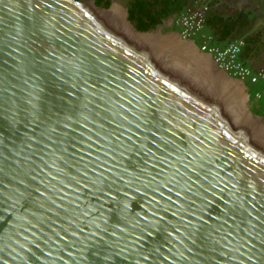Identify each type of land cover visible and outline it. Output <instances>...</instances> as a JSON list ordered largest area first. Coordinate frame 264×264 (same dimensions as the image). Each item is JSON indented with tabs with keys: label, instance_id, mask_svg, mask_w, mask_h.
<instances>
[{
	"label": "water",
	"instance_id": "95a60500",
	"mask_svg": "<svg viewBox=\"0 0 264 264\" xmlns=\"http://www.w3.org/2000/svg\"><path fill=\"white\" fill-rule=\"evenodd\" d=\"M158 28L0 0V264H264V117Z\"/></svg>",
	"mask_w": 264,
	"mask_h": 264
},
{
	"label": "crops",
	"instance_id": "0c3cea01",
	"mask_svg": "<svg viewBox=\"0 0 264 264\" xmlns=\"http://www.w3.org/2000/svg\"><path fill=\"white\" fill-rule=\"evenodd\" d=\"M206 2L209 4L208 0ZM217 7L222 11L221 16L215 12ZM260 8L261 12H264V0H217L214 4H209L204 14L205 31L214 34L218 45H226L237 36L245 39L239 56L253 69L264 66V17L259 19L251 15L249 19L247 15ZM262 14L264 16V13ZM216 24L218 25L214 28ZM258 81L263 85L259 93L264 94V78Z\"/></svg>",
	"mask_w": 264,
	"mask_h": 264
},
{
	"label": "trees",
	"instance_id": "16d2710c",
	"mask_svg": "<svg viewBox=\"0 0 264 264\" xmlns=\"http://www.w3.org/2000/svg\"><path fill=\"white\" fill-rule=\"evenodd\" d=\"M112 0H94L100 6H108ZM127 3L128 18L139 30L154 28L158 23H161L166 17L175 19L173 25L176 29L180 28V17L196 6L199 0H123ZM217 0H208V3L214 4ZM208 4V6H209ZM215 12L221 16L220 8H215ZM205 15L202 28L193 37L200 44L206 40L208 44L215 46L214 34L207 37L209 31H205ZM173 27V26H172ZM170 28V27H169ZM238 38V37H236ZM231 41V40H230ZM263 77H258L256 82ZM254 82V81H253ZM251 95L260 92L258 88H252ZM251 110L256 113L264 111V94L260 93L257 101L251 103Z\"/></svg>",
	"mask_w": 264,
	"mask_h": 264
},
{
	"label": "built area",
	"instance_id": "2783aa9c",
	"mask_svg": "<svg viewBox=\"0 0 264 264\" xmlns=\"http://www.w3.org/2000/svg\"><path fill=\"white\" fill-rule=\"evenodd\" d=\"M179 22L182 26V35L190 36L197 33L202 28L203 16L199 11L190 10L180 17ZM199 45L201 49L209 52L219 65L241 80L248 79L251 82H255L258 77H264V70L261 69L256 72H252L249 70L248 66H244L237 59V53L241 45V40H234L222 48L210 45L206 40L202 41Z\"/></svg>",
	"mask_w": 264,
	"mask_h": 264
},
{
	"label": "flooded vegetation",
	"instance_id": "af4514ba",
	"mask_svg": "<svg viewBox=\"0 0 264 264\" xmlns=\"http://www.w3.org/2000/svg\"><path fill=\"white\" fill-rule=\"evenodd\" d=\"M116 1L122 3L123 5H125V6L127 7V3H126V1H123V0H116ZM207 8H208V4H207L206 0H199L198 3L196 4V6L193 8V10H195V11H199V12L202 14V16H203V22H204V14H205V12L207 11ZM193 10H191V11H193ZM261 11H262V8H260L259 10H255V11L253 12V14H249V13H248L247 18L251 19L250 16L252 15V17L254 16V17H256V18L261 19L262 17H264L263 14H262V13H264V12H261ZM260 12H261V13H260ZM223 14H224V13H223ZM170 18H173V16H172V17H166L165 19L162 20L161 23H158L155 27H157L158 25H161L162 28H163V27L176 28V26L173 25V23H172L171 25H170L169 23L166 24L167 21H165V20H166V19H170ZM247 21H248V20H247ZM218 24H219V23H218ZM218 24H216V25L214 26V28H215ZM172 26H173V27H172ZM202 26H203V25H202ZM155 27H154V28H155ZM151 29H153V28H151ZM212 34H213V33L209 32V33L207 34V37L210 36V35H212ZM237 37H238V38H236V37L232 38L231 41H229V42L227 43V44H229L230 42H232V41H234V40H235V41L241 40V45H240V47H239V51H238V53H237V59H238V60H239L244 66H248L249 70H251L252 72H256V71L261 70V69L264 70V66H261V67H259L258 69H253L248 63L244 62V61L240 58L239 53H240V51H241L243 45L245 44V39H244L243 37H241V36H237ZM227 44H226V45H227ZM215 45H216L217 47H224V46H226V45L221 46V45H218V44H215ZM242 81H243V84H244V87H245V91H246V93H247V95H248V97H247V102H248L249 106L251 107V103H252L253 101H257L258 97L260 96L257 92H256L254 95H251V93H252L251 91L253 90L252 87L254 86L253 84L256 83V81H255V82H251V81H249L248 79H243Z\"/></svg>",
	"mask_w": 264,
	"mask_h": 264
},
{
	"label": "rangeland",
	"instance_id": "374dc122",
	"mask_svg": "<svg viewBox=\"0 0 264 264\" xmlns=\"http://www.w3.org/2000/svg\"><path fill=\"white\" fill-rule=\"evenodd\" d=\"M165 21H167L166 22V24H172V23H174V21H175V19H173V18H170V19H166ZM181 23H180V28H178V30L180 31V34H181V36L182 37H184V38H188V39H192V40H194L197 44H198V46L200 47V43L199 42H197L196 40H195V38L193 37V35H190V36H183L182 35V32H181ZM158 29H160V30H162V31H167V30H169V27H163V28H158ZM216 46V45H215ZM219 48H222V47H219ZM229 72V71H228ZM230 73V72H229ZM230 74H232V73H230ZM233 75V74H232ZM233 76H235V75H233ZM237 77V76H236ZM238 78V77H237ZM239 79V78H238ZM241 80V79H240ZM254 86L252 87V88H258V89H261L262 87H263V85H262V83L261 82H258V83H254L253 84ZM254 113H256V112H254ZM256 114H262L263 115V117H264V113L262 112V113H256ZM262 129V128H261ZM264 130H262L261 132H263Z\"/></svg>",
	"mask_w": 264,
	"mask_h": 264
},
{
	"label": "bare ground",
	"instance_id": "6f19581e",
	"mask_svg": "<svg viewBox=\"0 0 264 264\" xmlns=\"http://www.w3.org/2000/svg\"><path fill=\"white\" fill-rule=\"evenodd\" d=\"M117 11H118V10H117ZM120 13H121V11H118V15H120ZM111 14H113V13L111 12ZM125 29H126V28L124 27V25H122V30H123V32H125ZM168 41L173 42V39H169ZM177 50H178V49H176V53H177ZM182 57L184 58L185 56L182 55ZM182 57H180V58L183 59ZM178 61H180V59H179ZM178 61H177V62H178ZM189 65H190V63H189ZM236 105H238V104H236Z\"/></svg>",
	"mask_w": 264,
	"mask_h": 264
},
{
	"label": "clouds",
	"instance_id": "9594fccd",
	"mask_svg": "<svg viewBox=\"0 0 264 264\" xmlns=\"http://www.w3.org/2000/svg\"><path fill=\"white\" fill-rule=\"evenodd\" d=\"M264 78V77H263ZM259 93V92H258ZM259 95H260V93H259Z\"/></svg>",
	"mask_w": 264,
	"mask_h": 264
}]
</instances>
